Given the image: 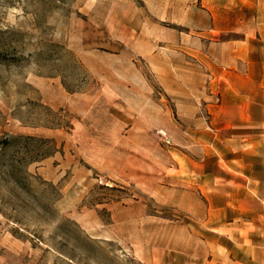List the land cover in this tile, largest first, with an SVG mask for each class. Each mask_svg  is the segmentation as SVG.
I'll return each instance as SVG.
<instances>
[{
  "label": "rangeland",
  "instance_id": "obj_1",
  "mask_svg": "<svg viewBox=\"0 0 264 264\" xmlns=\"http://www.w3.org/2000/svg\"><path fill=\"white\" fill-rule=\"evenodd\" d=\"M245 24L248 0H0V264L196 259L187 172L248 134L217 113Z\"/></svg>",
  "mask_w": 264,
  "mask_h": 264
},
{
  "label": "crops",
  "instance_id": "obj_2",
  "mask_svg": "<svg viewBox=\"0 0 264 264\" xmlns=\"http://www.w3.org/2000/svg\"><path fill=\"white\" fill-rule=\"evenodd\" d=\"M244 32L240 43L229 45V85L217 113L228 115L218 120L221 128H246L248 134L224 138L228 152L206 155L187 172L186 186L197 193L191 217L203 225V247L186 264H264V0H248Z\"/></svg>",
  "mask_w": 264,
  "mask_h": 264
},
{
  "label": "built area",
  "instance_id": "obj_3",
  "mask_svg": "<svg viewBox=\"0 0 264 264\" xmlns=\"http://www.w3.org/2000/svg\"><path fill=\"white\" fill-rule=\"evenodd\" d=\"M169 142V141H168Z\"/></svg>",
  "mask_w": 264,
  "mask_h": 264
}]
</instances>
